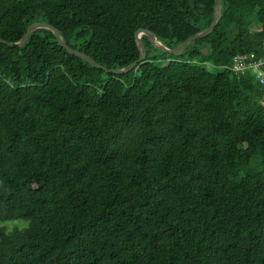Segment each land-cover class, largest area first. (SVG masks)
<instances>
[{"label":"trees","instance_id":"trees-1","mask_svg":"<svg viewBox=\"0 0 264 264\" xmlns=\"http://www.w3.org/2000/svg\"><path fill=\"white\" fill-rule=\"evenodd\" d=\"M214 5L0 0V38L49 23L117 69L140 29L176 48ZM142 40L123 74L47 28L0 42V221H28L0 226V264H264V87L225 68L261 56L264 0H223L179 56Z\"/></svg>","mask_w":264,"mask_h":264},{"label":"water","instance_id":"water-1","mask_svg":"<svg viewBox=\"0 0 264 264\" xmlns=\"http://www.w3.org/2000/svg\"><path fill=\"white\" fill-rule=\"evenodd\" d=\"M222 2L223 0H215V5H214V20L213 23L211 24V26L209 28H207L206 30L196 33L195 35L190 36L189 38H187L184 42H182L180 45H178L176 48H169L166 45H164L156 36V34L148 29H140L139 31H137L136 33V42H137V46L139 48L140 51V56L138 58V60H136L134 63H132L131 65L127 66V67H123V68H117V69H107L105 67H103L101 64H99L98 62H96L93 58H91L90 56H88L87 54L75 50L72 47H70L65 40L63 39L60 31L54 27L53 25L49 24V23H44V22H37L34 23L32 25H30L24 35V37L22 38L21 41H19L18 44L19 46H23L32 31L39 29V28H47L50 29L57 41L59 42V44L67 49V51L70 54L76 55L78 57L83 58L84 60H86L88 63H90L92 66L98 68V69H104L107 73H114V74H123V73H127L133 69H135V67H137L140 63L144 62L146 59V55H147V50L145 48L144 42L142 40V36L146 35L149 39V41L151 42V44L159 51L163 52V53H168L170 55H176L179 56L181 55L184 50L186 49V47L193 41H195L196 39H200L203 37L208 36L210 33H212L215 29V27L217 26V24L219 23L221 17H222ZM0 42L7 44L9 46H14L16 44L12 43V42H8L6 40H3L0 38ZM208 49L205 48L202 50L203 54H207Z\"/></svg>","mask_w":264,"mask_h":264},{"label":"built area","instance_id":"built-area-1","mask_svg":"<svg viewBox=\"0 0 264 264\" xmlns=\"http://www.w3.org/2000/svg\"><path fill=\"white\" fill-rule=\"evenodd\" d=\"M262 50L261 56L255 53L237 55L231 66L225 68L240 75L253 73L259 83L264 87V44ZM262 103H264V96Z\"/></svg>","mask_w":264,"mask_h":264},{"label":"rangeland","instance_id":"rangeland-1","mask_svg":"<svg viewBox=\"0 0 264 264\" xmlns=\"http://www.w3.org/2000/svg\"><path fill=\"white\" fill-rule=\"evenodd\" d=\"M151 53L157 54L156 51H152ZM208 69L212 72H221L222 68H216L211 65H207ZM28 221L23 219H14V220H8V221H0V226H6L8 229H13L15 227H25L27 226Z\"/></svg>","mask_w":264,"mask_h":264}]
</instances>
